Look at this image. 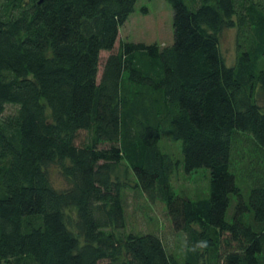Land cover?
<instances>
[{
    "label": "trees",
    "instance_id": "obj_1",
    "mask_svg": "<svg viewBox=\"0 0 264 264\" xmlns=\"http://www.w3.org/2000/svg\"><path fill=\"white\" fill-rule=\"evenodd\" d=\"M165 1L172 45L114 52L137 0H0V264H264V0ZM238 137L247 185L233 172ZM123 163L184 236L179 259L126 233L111 178ZM179 167L208 172L204 196L174 192Z\"/></svg>",
    "mask_w": 264,
    "mask_h": 264
},
{
    "label": "rangeland",
    "instance_id": "obj_2",
    "mask_svg": "<svg viewBox=\"0 0 264 264\" xmlns=\"http://www.w3.org/2000/svg\"><path fill=\"white\" fill-rule=\"evenodd\" d=\"M119 42L156 43L160 47L172 45L173 26L170 5L165 0H137L134 11L119 30L114 52L117 51ZM219 45L226 64L232 65L236 56V30H223L219 37ZM108 55L107 52L101 53L98 78H100L103 62ZM160 146L166 154L175 160H180V143L171 142L168 135L164 134ZM248 147L247 141L238 137L232 154L233 172L237 177V183L242 185H247L244 166ZM51 174L55 186L63 188L64 183L57 172L52 170ZM111 178L112 182L119 186L121 192L126 233H151L160 238L168 251L175 253L179 259L183 254L185 238L172 228L165 206L160 203L150 204L147 201L137 187L132 171L125 163L113 168ZM171 185L176 194L195 200L207 192L208 172L200 170L186 174L179 167L171 178Z\"/></svg>",
    "mask_w": 264,
    "mask_h": 264
},
{
    "label": "water",
    "instance_id": "obj_3",
    "mask_svg": "<svg viewBox=\"0 0 264 264\" xmlns=\"http://www.w3.org/2000/svg\"><path fill=\"white\" fill-rule=\"evenodd\" d=\"M40 1H42V0H40Z\"/></svg>",
    "mask_w": 264,
    "mask_h": 264
}]
</instances>
